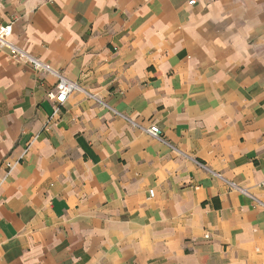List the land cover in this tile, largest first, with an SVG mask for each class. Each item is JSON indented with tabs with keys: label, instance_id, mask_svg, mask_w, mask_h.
Listing matches in <instances>:
<instances>
[{
	"label": "crops",
	"instance_id": "1",
	"mask_svg": "<svg viewBox=\"0 0 264 264\" xmlns=\"http://www.w3.org/2000/svg\"><path fill=\"white\" fill-rule=\"evenodd\" d=\"M0 0V264H264V0ZM194 160L206 164L209 170ZM12 167L6 173L5 162Z\"/></svg>",
	"mask_w": 264,
	"mask_h": 264
},
{
	"label": "built area",
	"instance_id": "2",
	"mask_svg": "<svg viewBox=\"0 0 264 264\" xmlns=\"http://www.w3.org/2000/svg\"><path fill=\"white\" fill-rule=\"evenodd\" d=\"M195 0H189L188 4H193ZM11 35H12V22H9L7 24H1L0 25V46L5 47L8 49L10 57L15 60V61H26L29 62L33 68L38 69V70H43L46 72H50L54 74L57 77V82L55 84V87L47 92V98L50 100L53 104H61L64 102L67 98V96L74 92V91H82L85 96L88 98L92 99L96 104L106 107L111 112L124 119L127 123H129L131 126L141 130L142 132L148 134L149 136L156 138L164 143H167L166 140L163 138L162 132L160 128L154 124L151 123L149 125H142L139 122L135 121L134 119L130 118L129 116L118 112L114 108H111L108 106L100 96L97 94H94L92 92H89L87 90H83L76 82L66 78L60 71L54 70L49 66V64L43 62L37 57L32 56L29 52H27L25 49L22 47L18 46L11 40ZM168 144V143H167ZM194 162L202 167L205 170H209V167L198 161L194 160ZM6 166V173L9 172L10 168L12 167L11 162H5ZM218 177H221V179L224 180V182L227 183L231 188L238 190L242 194L247 195L249 198H251L253 204L257 207L263 208L264 209V200L252 195L249 193L245 188H242L235 184L234 182H231L229 180H226L225 178L222 177L220 173L214 172Z\"/></svg>",
	"mask_w": 264,
	"mask_h": 264
}]
</instances>
